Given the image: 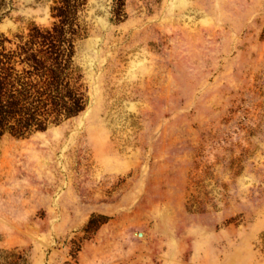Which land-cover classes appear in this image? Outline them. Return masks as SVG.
<instances>
[{
    "label": "rangeland",
    "instance_id": "rangeland-1",
    "mask_svg": "<svg viewBox=\"0 0 264 264\" xmlns=\"http://www.w3.org/2000/svg\"><path fill=\"white\" fill-rule=\"evenodd\" d=\"M61 1L0 0V52ZM71 4L87 105L0 139V264H264V0Z\"/></svg>",
    "mask_w": 264,
    "mask_h": 264
},
{
    "label": "trees",
    "instance_id": "trees-1",
    "mask_svg": "<svg viewBox=\"0 0 264 264\" xmlns=\"http://www.w3.org/2000/svg\"><path fill=\"white\" fill-rule=\"evenodd\" d=\"M61 2L54 8L57 21L51 28L35 29L32 41L0 52V139L6 133L23 137L45 130L50 124L77 116L87 105L81 77L72 61L76 30L69 29L67 21L78 5H72V0ZM23 64L37 71L36 94L24 83L25 69L19 68ZM35 99L38 105L32 107L30 102Z\"/></svg>",
    "mask_w": 264,
    "mask_h": 264
},
{
    "label": "bare ground",
    "instance_id": "bare-ground-1",
    "mask_svg": "<svg viewBox=\"0 0 264 264\" xmlns=\"http://www.w3.org/2000/svg\"><path fill=\"white\" fill-rule=\"evenodd\" d=\"M67 132V131H66Z\"/></svg>",
    "mask_w": 264,
    "mask_h": 264
}]
</instances>
